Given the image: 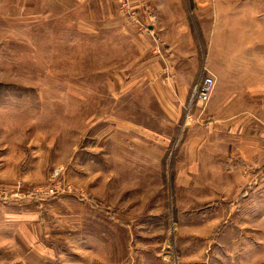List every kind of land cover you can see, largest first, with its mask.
<instances>
[{"label":"rangeland","instance_id":"374dc122","mask_svg":"<svg viewBox=\"0 0 264 264\" xmlns=\"http://www.w3.org/2000/svg\"><path fill=\"white\" fill-rule=\"evenodd\" d=\"M249 2L0 0V264H264L262 140L196 98Z\"/></svg>","mask_w":264,"mask_h":264},{"label":"crops","instance_id":"0c3cea01","mask_svg":"<svg viewBox=\"0 0 264 264\" xmlns=\"http://www.w3.org/2000/svg\"><path fill=\"white\" fill-rule=\"evenodd\" d=\"M209 33L212 39L206 40L209 46L202 65H205L215 76L214 112L222 123L250 124L256 136L253 142L262 140L260 148L252 146L255 149L250 151L263 157L264 0H252L247 3L244 27L235 29L231 26L228 30L224 27L218 31L214 21ZM179 34L182 39L189 38L186 30H180ZM198 56L197 53L189 58L190 67L198 68L200 59ZM182 66L181 69L185 64ZM185 74L182 79L179 77L180 82L177 83L176 88L182 96L188 97L193 79L190 75H186L189 76L187 78Z\"/></svg>","mask_w":264,"mask_h":264},{"label":"built area","instance_id":"2783aa9c","mask_svg":"<svg viewBox=\"0 0 264 264\" xmlns=\"http://www.w3.org/2000/svg\"><path fill=\"white\" fill-rule=\"evenodd\" d=\"M215 84V76L212 73H209L203 79L202 83L197 86L196 98L198 100V103H201L203 105L208 104L214 93Z\"/></svg>","mask_w":264,"mask_h":264}]
</instances>
